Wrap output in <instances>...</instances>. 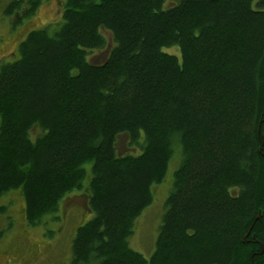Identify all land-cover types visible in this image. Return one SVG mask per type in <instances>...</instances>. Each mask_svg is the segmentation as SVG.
<instances>
[{
  "label": "trees",
  "instance_id": "1",
  "mask_svg": "<svg viewBox=\"0 0 264 264\" xmlns=\"http://www.w3.org/2000/svg\"><path fill=\"white\" fill-rule=\"evenodd\" d=\"M58 15L0 67V196L17 191L36 225L82 191L93 216L70 264H264V0H64ZM121 138L140 153L119 155ZM176 150L147 260L128 238Z\"/></svg>",
  "mask_w": 264,
  "mask_h": 264
},
{
  "label": "rangeland",
  "instance_id": "2",
  "mask_svg": "<svg viewBox=\"0 0 264 264\" xmlns=\"http://www.w3.org/2000/svg\"><path fill=\"white\" fill-rule=\"evenodd\" d=\"M1 1V0H0ZM174 0H166L167 3ZM58 9L54 4L42 5L25 21L27 29H40L59 21ZM55 26L49 27V33ZM104 38L111 45V36L102 32ZM7 41L0 49V56L6 55L16 44V40L6 37ZM171 53L175 51L169 50ZM9 58L3 65L14 62L18 57ZM105 51H94L88 59L94 64L105 60ZM7 59V58H6ZM31 139L41 136L39 129L30 131ZM126 138L117 143L119 155H137L138 151L125 149ZM130 152V153H129ZM128 153V154H127ZM181 153L174 151L164 176L163 182L152 186V202L134 221L133 233L128 238L129 247L149 259L153 254L162 215L165 211V200L171 186L173 173L180 165ZM91 163H86V175L82 184L88 187ZM86 181V182H85ZM82 191H73L64 197L53 214L45 216L38 224L30 225L23 215L24 200L17 192H8L0 196V264H70L72 259V239L77 227L88 222L93 213L81 207L84 204ZM82 196V197H81ZM66 200L63 203V200ZM68 198V199H67ZM71 202L73 203L71 205ZM31 253V254H29ZM24 256L28 257L26 261ZM22 257V259H20Z\"/></svg>",
  "mask_w": 264,
  "mask_h": 264
},
{
  "label": "flooded vegetation",
  "instance_id": "3",
  "mask_svg": "<svg viewBox=\"0 0 264 264\" xmlns=\"http://www.w3.org/2000/svg\"><path fill=\"white\" fill-rule=\"evenodd\" d=\"M64 0H1L0 1V49L6 43L8 36L16 40V44L8 54L0 56V67L8 59L13 58L18 53V46L22 39L30 31L27 29V21L31 16L30 11L36 10L42 5L54 4L58 9L63 7ZM33 11V13H34ZM59 13V10H58ZM1 51V50H0ZM7 58V59H6ZM31 254V253H29ZM22 259V257L20 258ZM28 257L24 256L26 261Z\"/></svg>",
  "mask_w": 264,
  "mask_h": 264
},
{
  "label": "water",
  "instance_id": "4",
  "mask_svg": "<svg viewBox=\"0 0 264 264\" xmlns=\"http://www.w3.org/2000/svg\"><path fill=\"white\" fill-rule=\"evenodd\" d=\"M73 203L71 202V205H72ZM260 219V215H258V217L256 218V220H259ZM253 239H254V236H253Z\"/></svg>",
  "mask_w": 264,
  "mask_h": 264
}]
</instances>
